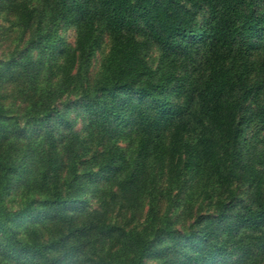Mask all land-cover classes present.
I'll return each instance as SVG.
<instances>
[{"label":"trees","instance_id":"trees-1","mask_svg":"<svg viewBox=\"0 0 264 264\" xmlns=\"http://www.w3.org/2000/svg\"><path fill=\"white\" fill-rule=\"evenodd\" d=\"M0 264H264V0H0Z\"/></svg>","mask_w":264,"mask_h":264},{"label":"rangeland","instance_id":"rangeland-1","mask_svg":"<svg viewBox=\"0 0 264 264\" xmlns=\"http://www.w3.org/2000/svg\"><path fill=\"white\" fill-rule=\"evenodd\" d=\"M65 36H66V39H67L68 42H72L73 41V33H72V31L66 32ZM156 56H157L156 52L155 51H151L150 52V56H149V60L150 61H155L156 60ZM97 62L98 61L96 59V61L94 62V65H93V69L96 67V63ZM80 125H81L80 118L76 117V119H75V127L78 128Z\"/></svg>","mask_w":264,"mask_h":264}]
</instances>
